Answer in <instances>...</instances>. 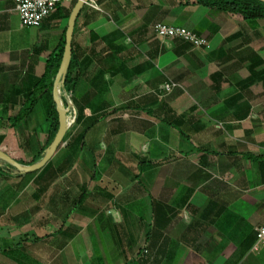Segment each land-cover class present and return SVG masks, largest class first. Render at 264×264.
I'll return each instance as SVG.
<instances>
[{
  "label": "crops",
  "instance_id": "0c3cea01",
  "mask_svg": "<svg viewBox=\"0 0 264 264\" xmlns=\"http://www.w3.org/2000/svg\"><path fill=\"white\" fill-rule=\"evenodd\" d=\"M75 2L33 30L0 0V149L26 165L46 147L51 98L16 127L23 98L5 100L41 78ZM94 2L72 38L80 119L34 174L0 175V264H264V247L251 251L264 223V19L196 0ZM156 22L209 48L157 36ZM167 81L179 86L164 94Z\"/></svg>",
  "mask_w": 264,
  "mask_h": 264
},
{
  "label": "trees",
  "instance_id": "16d2710c",
  "mask_svg": "<svg viewBox=\"0 0 264 264\" xmlns=\"http://www.w3.org/2000/svg\"><path fill=\"white\" fill-rule=\"evenodd\" d=\"M198 4H202L207 7L215 8L220 11H224L225 13L229 14H238L245 20H255V19H264V2L261 0H196ZM58 9V8H57ZM64 44H65V31L59 46L54 49L49 57L46 60V67L43 75L41 78L36 79V83L33 87H14V90L10 93V99L8 98L6 101L13 97H21L23 98L21 106L17 113L8 115L9 124L11 127L18 126L22 121L27 119L31 113L33 112L37 103L47 94H49L51 98V102L47 108V120L49 123V131H48V138L46 147L50 144L52 139L55 136V133L58 129V112L56 109V104L52 98V89H53V82L54 78L58 72L62 55L64 51ZM75 58L71 57V61L64 79L62 83V89L68 92H74L78 79H79V70L76 69V62H74ZM63 102L66 105L67 101L66 98L63 97ZM9 102V101H8ZM2 113L0 114V120L4 118L7 113V106H3L1 109ZM81 112L78 111L76 121L80 119ZM83 135H79V137ZM67 136L64 137L63 140L66 139ZM78 142V139L76 140ZM46 147L40 152L39 156L34 159L36 161L38 158H41L43 152L45 151ZM17 162L24 164V162L17 159ZM33 172H28L26 175H32ZM21 175L23 172L13 165L0 160V175ZM38 238V237H37ZM144 251H139V253H143Z\"/></svg>",
  "mask_w": 264,
  "mask_h": 264
},
{
  "label": "built area",
  "instance_id": "2783aa9c",
  "mask_svg": "<svg viewBox=\"0 0 264 264\" xmlns=\"http://www.w3.org/2000/svg\"><path fill=\"white\" fill-rule=\"evenodd\" d=\"M15 9L18 13L22 27H39L44 19L50 17L63 2V0H15ZM86 4L96 6L94 0H88ZM152 32L163 38L180 39L191 44L193 47L209 48V42L204 37L192 30L182 26L168 25L163 22H156L151 27ZM179 86L174 81H167L162 84L161 90L164 94L169 93ZM161 91V92H162ZM72 92L62 91L61 97H65V107L70 114L69 128L76 122L77 111L72 101ZM264 247V223L255 229V241L251 251L258 252Z\"/></svg>",
  "mask_w": 264,
  "mask_h": 264
},
{
  "label": "water",
  "instance_id": "95a60500",
  "mask_svg": "<svg viewBox=\"0 0 264 264\" xmlns=\"http://www.w3.org/2000/svg\"><path fill=\"white\" fill-rule=\"evenodd\" d=\"M261 1L264 2V0ZM86 2H88V0H76L68 18L67 28L65 31V44H64L62 60L58 72L54 78L53 89H52L53 100L56 104V109L58 112V122H59L58 129L55 133L54 138L52 139L50 144L46 147L42 157L38 161H35L27 165L17 162L16 159L12 158L10 155H8L7 153H5L0 149V160L13 165L17 169L21 170L23 173L37 171L41 169L44 165H46V163L56 152L58 147L62 144L63 139L69 129L70 114L68 113V109L65 107V104L61 97V92L65 91L62 89V83L64 82L72 57V38H73L75 22Z\"/></svg>",
  "mask_w": 264,
  "mask_h": 264
},
{
  "label": "rangeland",
  "instance_id": "374dc122",
  "mask_svg": "<svg viewBox=\"0 0 264 264\" xmlns=\"http://www.w3.org/2000/svg\"><path fill=\"white\" fill-rule=\"evenodd\" d=\"M36 28H34L33 27V30H35ZM72 101H73V103H74V100H73V95H72ZM74 106H75V103H74ZM76 108V107H75ZM39 115H42V116H44L45 114H44V110H43V108L41 107V106H38V107H36V109H35V114H34V116L35 117H37V116H39ZM37 255H38V248H37ZM42 256H44V255H42ZM46 257V256H45Z\"/></svg>",
  "mask_w": 264,
  "mask_h": 264
}]
</instances>
